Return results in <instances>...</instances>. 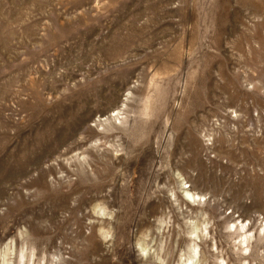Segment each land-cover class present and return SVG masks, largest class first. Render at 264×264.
<instances>
[{
	"label": "rangeland",
	"instance_id": "374dc122",
	"mask_svg": "<svg viewBox=\"0 0 264 264\" xmlns=\"http://www.w3.org/2000/svg\"><path fill=\"white\" fill-rule=\"evenodd\" d=\"M259 233L264 0H0V264H264Z\"/></svg>",
	"mask_w": 264,
	"mask_h": 264
},
{
	"label": "bare ground",
	"instance_id": "6f19581e",
	"mask_svg": "<svg viewBox=\"0 0 264 264\" xmlns=\"http://www.w3.org/2000/svg\"><path fill=\"white\" fill-rule=\"evenodd\" d=\"M186 196H187L190 200H193V201H195V199H196L195 197L191 196L190 194H186ZM236 230H237V229H236ZM239 231H240V232L243 231V233H246L248 230H247V228H246L245 226H242V227L239 229ZM259 236H260V239L264 241V234L261 236L260 233H259ZM249 242H250V240L247 238V236H245L244 239H243V244L245 245V244H247V243H249Z\"/></svg>",
	"mask_w": 264,
	"mask_h": 264
}]
</instances>
